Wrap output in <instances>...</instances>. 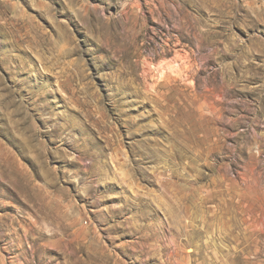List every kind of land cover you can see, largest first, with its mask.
I'll use <instances>...</instances> for the list:
<instances>
[{
	"label": "rangeland",
	"instance_id": "obj_1",
	"mask_svg": "<svg viewBox=\"0 0 264 264\" xmlns=\"http://www.w3.org/2000/svg\"><path fill=\"white\" fill-rule=\"evenodd\" d=\"M0 264H264V0H0Z\"/></svg>",
	"mask_w": 264,
	"mask_h": 264
}]
</instances>
